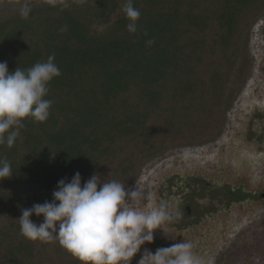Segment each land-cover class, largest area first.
I'll use <instances>...</instances> for the list:
<instances>
[{"label":"trees","instance_id":"trees-1","mask_svg":"<svg viewBox=\"0 0 264 264\" xmlns=\"http://www.w3.org/2000/svg\"><path fill=\"white\" fill-rule=\"evenodd\" d=\"M11 1L0 0V62L11 73L54 55L61 75L48 85L49 119L27 118L15 145H0L13 174L0 180V264H81L58 242L23 237L21 210L51 202L76 172L82 184L98 174L127 189L166 151L215 140L245 81L264 0H133L135 34L126 0L41 3L27 19ZM251 250L221 263L264 264L263 246Z\"/></svg>","mask_w":264,"mask_h":264},{"label":"clouds","instance_id":"clouds-1","mask_svg":"<svg viewBox=\"0 0 264 264\" xmlns=\"http://www.w3.org/2000/svg\"><path fill=\"white\" fill-rule=\"evenodd\" d=\"M122 11L129 21L127 31L137 33L141 13L133 0H126ZM30 12L31 5L25 0L19 14L27 19ZM154 43L153 39L146 41L148 46ZM60 75L54 55L27 70L18 67L11 73L7 62H0V145L12 148L27 118L40 123L49 119L53 101L45 97L50 82ZM12 175L10 162L0 157V180ZM144 195L138 185L126 190L124 183L103 180L98 174L82 184V176L76 172L70 181L66 178L58 181L51 202L21 210L17 219L20 233L34 242H58L81 264H132L142 246L154 241L155 231L179 216L178 211L173 214L163 204L147 212L142 210L139 205ZM33 215L42 216L43 222L35 223ZM138 264H213V261L194 251L190 241L183 240L155 253L145 249Z\"/></svg>","mask_w":264,"mask_h":264},{"label":"rangeland","instance_id":"rangeland-1","mask_svg":"<svg viewBox=\"0 0 264 264\" xmlns=\"http://www.w3.org/2000/svg\"><path fill=\"white\" fill-rule=\"evenodd\" d=\"M52 1L61 0H28L30 5ZM24 3L25 0H12L9 6L21 8ZM245 56L250 63L245 81L225 114V125L218 137L202 145L166 151L147 162L126 189L138 185L144 191L139 207L146 212L159 208L163 196L174 201L188 199L192 213L180 209L179 216L162 224L154 235L158 233L163 239V248L190 241L194 251L213 264H222L241 252L248 254L256 246L264 248V201H236L229 196L231 189L239 188L248 195L264 192V120L256 122L253 130L251 124L256 110H264V15L249 30ZM174 175L199 177L224 187L207 189L206 183L199 180L192 183L194 189L185 196L180 191L172 194L170 187L160 190L162 182ZM175 204L170 202L171 213L175 212ZM176 222L180 223L177 229L171 225ZM154 248L150 243L143 245L140 259L145 249L155 253Z\"/></svg>","mask_w":264,"mask_h":264},{"label":"flooded vegetation","instance_id":"flooded-vegetation-1","mask_svg":"<svg viewBox=\"0 0 264 264\" xmlns=\"http://www.w3.org/2000/svg\"><path fill=\"white\" fill-rule=\"evenodd\" d=\"M254 117L251 118V124H253L252 126V130L254 129L253 127H256L255 124H257L256 122H259L260 120H264V110H256V112L253 114ZM201 180L202 183H206V187L207 189L208 188H213V187H216L213 186L214 184L211 183L210 181H208L207 179H203V178H199V177H194V178H191V177H183V176H180V175H174V176H171V177H167L163 182H162V185H161V189L160 190H166L167 188H171V191H172V194H174L176 191H180L182 192L181 194L183 196L189 194L190 190L191 189H194V185L192 184L193 182L195 183L196 181H199ZM212 186V187H210ZM223 185L220 186V185H217L216 188H218L219 190H222L223 189ZM226 187V186H225ZM229 196L231 195L234 200L236 201H245V200H248V199H257V198H260L264 201V192H262L260 195L257 196V194H249L247 192H245L243 190V188H239V189H236V190H233L231 189L229 191ZM247 196V197H245ZM173 201L174 203H176L173 207H174V210L175 212L178 211L180 213V209L184 210L186 213L188 214H191L192 213V209L191 207L188 205V199L186 198H180V200H175L172 199L171 197L168 198V197H164L163 196V199H161V202L163 205L166 206L167 210L169 212H171L170 210L172 209L171 206H170V202ZM200 204V203H199ZM227 205V204H226ZM224 207H226L224 205ZM175 212H173V214H175ZM206 216V215H205ZM206 219V218H204ZM177 221V220H176ZM202 221V220H201ZM171 225H173L175 227V229L178 228V226H180V223L179 222H176V223H172ZM151 246H154V250L156 251L157 249L159 248H163L164 244H163V239L158 236V233L156 235H154V241L152 243H150ZM140 260V252H139V256L136 260V262L134 264H137L138 261Z\"/></svg>","mask_w":264,"mask_h":264}]
</instances>
